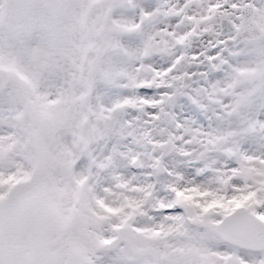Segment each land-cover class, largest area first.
Instances as JSON below:
<instances>
[{
  "label": "snow or ice",
  "instance_id": "6c2138e0",
  "mask_svg": "<svg viewBox=\"0 0 264 264\" xmlns=\"http://www.w3.org/2000/svg\"><path fill=\"white\" fill-rule=\"evenodd\" d=\"M0 264H264V0H0Z\"/></svg>",
  "mask_w": 264,
  "mask_h": 264
}]
</instances>
